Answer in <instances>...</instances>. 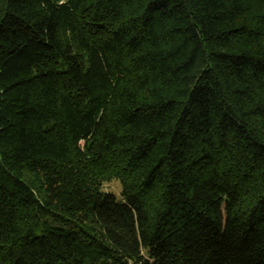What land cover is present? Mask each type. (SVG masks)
Here are the masks:
<instances>
[{
  "label": "trees",
  "instance_id": "trees-1",
  "mask_svg": "<svg viewBox=\"0 0 264 264\" xmlns=\"http://www.w3.org/2000/svg\"><path fill=\"white\" fill-rule=\"evenodd\" d=\"M0 264H264V0H0Z\"/></svg>",
  "mask_w": 264,
  "mask_h": 264
},
{
  "label": "rangeland",
  "instance_id": "rangeland-1",
  "mask_svg": "<svg viewBox=\"0 0 264 264\" xmlns=\"http://www.w3.org/2000/svg\"><path fill=\"white\" fill-rule=\"evenodd\" d=\"M106 189H109L111 191L116 192L117 194H120L121 191V183L118 180H114L111 183L107 184L105 186Z\"/></svg>",
  "mask_w": 264,
  "mask_h": 264
}]
</instances>
